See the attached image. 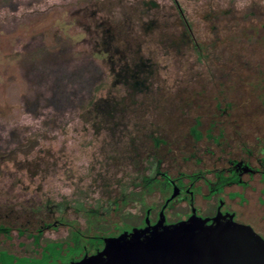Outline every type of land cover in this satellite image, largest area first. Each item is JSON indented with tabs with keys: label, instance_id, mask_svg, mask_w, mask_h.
I'll return each instance as SVG.
<instances>
[{
	"label": "rangeland",
	"instance_id": "374dc122",
	"mask_svg": "<svg viewBox=\"0 0 264 264\" xmlns=\"http://www.w3.org/2000/svg\"><path fill=\"white\" fill-rule=\"evenodd\" d=\"M179 1L208 45L205 60L181 41L184 24L173 0H41L14 12L0 8V123L31 138L0 152V202L11 197L48 199L54 207L66 203L65 217L82 226L85 208L105 206L96 203L99 198L119 197V184L131 178L141 184L136 177L153 154L175 176L219 169L231 158L255 162L264 149V0ZM36 35L51 47L60 36L69 37L77 55H93L108 73L97 105L54 133L40 132V121L20 103L27 85L19 58ZM258 195L259 189L248 190L247 208L264 214ZM81 197L82 206L75 203ZM162 205H134L114 224L117 234L154 221ZM217 207L215 202L200 212L214 215ZM186 210L170 206L168 221L186 217ZM53 214L0 204V224L12 229L11 238L1 235L4 246L31 250L26 245L32 239L17 229L34 232L53 222ZM106 216L119 219L114 211ZM67 233L61 226L45 230L43 238Z\"/></svg>",
	"mask_w": 264,
	"mask_h": 264
},
{
	"label": "flooded vegetation",
	"instance_id": "af4514ba",
	"mask_svg": "<svg viewBox=\"0 0 264 264\" xmlns=\"http://www.w3.org/2000/svg\"><path fill=\"white\" fill-rule=\"evenodd\" d=\"M193 129L192 132L195 137V132L202 135L197 127ZM156 143H159V139H156ZM263 150V148L260 149V156L255 158V162L249 157L231 158L227 165L219 169L201 167L191 174L180 173L176 176L167 170H162L161 160L153 154L146 160L145 168L136 177L141 181V184H137L139 181L131 178L126 184H119V197L99 198L97 204L103 201L105 203L102 209L82 207L85 208L82 213L84 218V225L82 226H79L78 222H75L76 220H69L65 217L66 203L59 202L58 206L54 207L48 199L4 197L1 199V205H20L22 208L31 211L49 214L57 211V213L53 214L55 217L53 222L41 225L34 232H30L29 229H17L20 236L26 234L28 238L32 239L27 245L22 243L26 247L32 246L31 250L20 253L4 246L5 240L1 239V235L11 238L12 229L0 224V264H39L43 261H48L50 264H63V257L68 256L67 254L71 250L73 254L70 255L71 259L66 264H72V262L85 255H90L102 247L103 237L119 235L114 224L121 223L122 214L134 205L138 207L141 202L147 204L162 202L163 205L167 202L165 211L170 206H180L190 211L195 210L199 215H202L200 211L218 202L216 213L221 211L224 214H233L237 220L254 224L259 229H256L258 232H264V214L250 211L247 208L248 203H250L249 189H259L257 199L260 203H264ZM140 193L142 196L139 198L137 195ZM174 194L175 196H173ZM150 196L157 197V199L149 202ZM84 202L86 201L82 197L75 200V203L81 206ZM115 205L116 207H114ZM111 211L117 212L118 220L106 216ZM61 226L68 228L65 238H43L45 230H56ZM80 241L86 243H84L85 247H81V252L79 250ZM88 242H92V248L88 246Z\"/></svg>",
	"mask_w": 264,
	"mask_h": 264
},
{
	"label": "trees",
	"instance_id": "16d2710c",
	"mask_svg": "<svg viewBox=\"0 0 264 264\" xmlns=\"http://www.w3.org/2000/svg\"><path fill=\"white\" fill-rule=\"evenodd\" d=\"M39 1L0 0V8L14 12L22 5L30 6ZM173 1L184 24L181 41L190 44L191 50L205 60L209 54L208 45L196 36L194 22L186 8L179 0ZM22 50L19 67L27 89L20 98L21 108L40 121V132H58L77 115L97 105L99 92L107 83V70L93 55H77L69 37L60 36L57 44L51 47L42 35H36ZM25 133L19 127L0 123V152L13 151L24 145L31 139ZM195 133L197 138L201 136L199 132Z\"/></svg>",
	"mask_w": 264,
	"mask_h": 264
},
{
	"label": "water",
	"instance_id": "95a60500",
	"mask_svg": "<svg viewBox=\"0 0 264 264\" xmlns=\"http://www.w3.org/2000/svg\"><path fill=\"white\" fill-rule=\"evenodd\" d=\"M166 206L154 221L103 237L102 247L72 264H264V236L252 225L187 208L186 217L169 222Z\"/></svg>",
	"mask_w": 264,
	"mask_h": 264
}]
</instances>
